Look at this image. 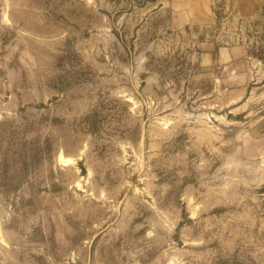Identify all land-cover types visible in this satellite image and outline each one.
Here are the masks:
<instances>
[{"label":"rangeland","instance_id":"rangeland-1","mask_svg":"<svg viewBox=\"0 0 264 264\" xmlns=\"http://www.w3.org/2000/svg\"><path fill=\"white\" fill-rule=\"evenodd\" d=\"M262 39L231 0H0V264H264Z\"/></svg>","mask_w":264,"mask_h":264},{"label":"crops","instance_id":"crops-1","mask_svg":"<svg viewBox=\"0 0 264 264\" xmlns=\"http://www.w3.org/2000/svg\"><path fill=\"white\" fill-rule=\"evenodd\" d=\"M233 12L238 18H249L256 24V28L262 33L263 39L260 44L261 56L256 57L258 64L264 66V0H231ZM239 47L228 49L226 54L230 61L237 59L236 52ZM240 49V48H239ZM220 54V52H219ZM248 54V53H246ZM259 73V71H258Z\"/></svg>","mask_w":264,"mask_h":264},{"label":"bare ground","instance_id":"bare-ground-1","mask_svg":"<svg viewBox=\"0 0 264 264\" xmlns=\"http://www.w3.org/2000/svg\"><path fill=\"white\" fill-rule=\"evenodd\" d=\"M59 161L60 163H63V164H67V163H70L71 160L69 159H65L64 157H62L61 155L59 156ZM62 164V165H63Z\"/></svg>","mask_w":264,"mask_h":264}]
</instances>
